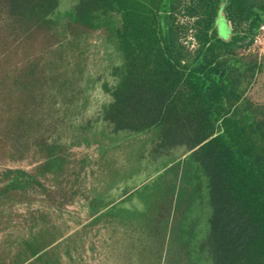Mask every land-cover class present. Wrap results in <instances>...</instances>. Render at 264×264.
I'll return each mask as SVG.
<instances>
[{
  "label": "rangeland",
  "instance_id": "1",
  "mask_svg": "<svg viewBox=\"0 0 264 264\" xmlns=\"http://www.w3.org/2000/svg\"><path fill=\"white\" fill-rule=\"evenodd\" d=\"M74 1L60 0L51 33L0 58V264H212L200 246L208 230L204 179L197 174L199 189L192 186L182 148L170 159L150 151L156 129L114 132L100 119L110 99L102 83L114 82L110 66L119 58L104 28L68 23ZM215 25L229 40L222 12ZM255 48L263 52L264 30ZM31 58L45 77L32 101L15 85ZM250 95L264 100V72ZM44 140L60 147L62 165L40 174ZM6 168L39 183L3 191Z\"/></svg>",
  "mask_w": 264,
  "mask_h": 264
},
{
  "label": "trees",
  "instance_id": "2",
  "mask_svg": "<svg viewBox=\"0 0 264 264\" xmlns=\"http://www.w3.org/2000/svg\"><path fill=\"white\" fill-rule=\"evenodd\" d=\"M59 4L0 0V58L51 33ZM219 12L230 27L226 41L215 25ZM68 23L104 28L119 58L110 66L114 82L102 83L110 99L100 119L114 132L156 129L150 151L170 159L182 148L179 164L192 186L199 189L197 174L204 179L208 230L200 246L211 263L264 264V100L250 95L264 72V50L254 43L263 31L264 0H75ZM44 83L35 58L15 78L30 100ZM38 145V172L60 169V147ZM3 178V191L39 183L22 168H6Z\"/></svg>",
  "mask_w": 264,
  "mask_h": 264
},
{
  "label": "built area",
  "instance_id": "3",
  "mask_svg": "<svg viewBox=\"0 0 264 264\" xmlns=\"http://www.w3.org/2000/svg\"><path fill=\"white\" fill-rule=\"evenodd\" d=\"M260 28H261L262 30H264V24H263ZM258 38H259V37H256V39L254 40V43H257Z\"/></svg>",
  "mask_w": 264,
  "mask_h": 264
}]
</instances>
